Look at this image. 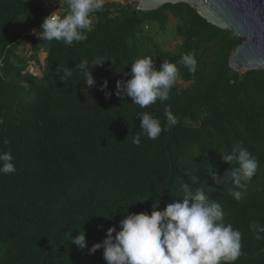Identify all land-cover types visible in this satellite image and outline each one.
I'll return each instance as SVG.
<instances>
[{
  "label": "trees",
  "instance_id": "obj_1",
  "mask_svg": "<svg viewBox=\"0 0 264 264\" xmlns=\"http://www.w3.org/2000/svg\"><path fill=\"white\" fill-rule=\"evenodd\" d=\"M53 7L60 8L56 0H0V152L10 151L16 168L0 173V264H107L103 248L89 252L107 229L119 231L128 214H150L155 203L163 211L183 198L184 183L205 186L209 199L221 203L225 223L241 231L242 255L234 264H264V238L255 239L249 228L264 226V70L240 76L230 67L240 40L186 3L151 11L104 3L87 40L67 46L38 36ZM171 17L181 40L175 51L147 34L166 31ZM27 42L29 58L18 54ZM193 50L197 70L177 65L178 79L189 85L175 84L168 100L140 109L131 97L116 95L117 81L132 78L135 58L153 54L159 70L164 60L175 63ZM40 51L46 58L38 76L28 65L38 63ZM95 57L108 61L92 69L96 83L89 87L76 65L86 58L90 70ZM64 69L72 71L67 81L60 79ZM166 106L178 123L149 139L136 113H150L163 128ZM236 145L258 161L240 201L229 194L231 185L212 178L232 168L220 151ZM79 231L84 249L71 241Z\"/></svg>",
  "mask_w": 264,
  "mask_h": 264
},
{
  "label": "clouds",
  "instance_id": "obj_2",
  "mask_svg": "<svg viewBox=\"0 0 264 264\" xmlns=\"http://www.w3.org/2000/svg\"><path fill=\"white\" fill-rule=\"evenodd\" d=\"M60 8L45 17L38 33L40 39L47 42L62 41L71 46L74 41L87 40V33L93 30L92 14L100 11L104 0H56ZM66 5V12L61 15L60 10ZM35 34V30H33ZM103 57L91 60L81 59L76 65L85 80V85L91 87L96 83L92 69L101 66ZM115 63V60H111ZM186 67L190 73L197 70L195 50L181 54L179 61L173 63L164 60L159 70L155 67L152 56L135 58L131 63V79L117 81L116 95L132 98L133 104L145 109L159 99L168 100L169 92L176 84L180 72L177 65ZM34 74V73H33ZM72 75L69 69L63 70L61 80L67 81ZM108 81L105 80L101 90H106ZM106 96L111 92L105 91ZM141 119L140 128L149 139H156L162 130L176 125L178 120L166 106L164 116L167 123L162 128L161 121L148 112L138 111ZM140 135L134 137L133 143L139 145ZM3 143L7 145L8 139ZM222 160L231 164L223 178L212 173L213 180L219 184L231 185L229 194L237 201L247 195L248 185L258 169V161L242 145H236L231 152H223ZM235 165V166H234ZM16 171L11 152H0V173L10 174ZM192 181L200 184L196 176ZM183 198L174 199L163 211L159 203L153 205L148 212L131 213L120 221V230L113 226L107 229L106 238L102 243L94 244L89 249L94 254L103 248V256L107 264H234L242 255V233L234 229L231 223H225L224 211L220 202H214L206 195L205 186L192 189L189 183H184ZM108 217V216H105ZM255 239L264 237V226L258 222L249 225ZM115 233V235H113ZM72 243L79 248L87 247L85 231L80 232Z\"/></svg>",
  "mask_w": 264,
  "mask_h": 264
},
{
  "label": "water",
  "instance_id": "obj_3",
  "mask_svg": "<svg viewBox=\"0 0 264 264\" xmlns=\"http://www.w3.org/2000/svg\"><path fill=\"white\" fill-rule=\"evenodd\" d=\"M137 10L151 11L165 4L186 3L217 28L227 30L240 43L229 57V65L241 76L264 70V0H137Z\"/></svg>",
  "mask_w": 264,
  "mask_h": 264
},
{
  "label": "rangeland",
  "instance_id": "obj_4",
  "mask_svg": "<svg viewBox=\"0 0 264 264\" xmlns=\"http://www.w3.org/2000/svg\"><path fill=\"white\" fill-rule=\"evenodd\" d=\"M104 3H121V4H130L131 6H134L137 8L138 3L137 0H104ZM175 23L176 19L171 17L170 24L167 26L166 31H158L157 28L148 30V35H154V38L156 39L157 45L167 51H175L177 48V45L181 42V40L177 39L175 36ZM37 33V28L34 29ZM18 54H20L23 57L29 58L30 53V43L27 42L25 45H22L21 48L18 50ZM44 56L45 53L43 51H40L38 53V63L35 61H30L28 65V71L30 73H34L38 76H41V68L44 66ZM153 57L154 63L157 64V60L155 55L151 54ZM177 85H179L181 88L187 87L189 84L183 82L182 80H177Z\"/></svg>",
  "mask_w": 264,
  "mask_h": 264
},
{
  "label": "built area",
  "instance_id": "obj_5",
  "mask_svg": "<svg viewBox=\"0 0 264 264\" xmlns=\"http://www.w3.org/2000/svg\"><path fill=\"white\" fill-rule=\"evenodd\" d=\"M57 10H59V9H57L56 7H53L52 12L57 11ZM52 12H51V13H52ZM51 13H50V14H51ZM62 13H63V7H62V9L60 10V14H61V15H62ZM96 13H97V12H95V13L92 14V19H93V17L96 15ZM37 30H38V29H37Z\"/></svg>",
  "mask_w": 264,
  "mask_h": 264
},
{
  "label": "crops",
  "instance_id": "obj_6",
  "mask_svg": "<svg viewBox=\"0 0 264 264\" xmlns=\"http://www.w3.org/2000/svg\"><path fill=\"white\" fill-rule=\"evenodd\" d=\"M45 53V52H44ZM45 58H46V53H45V56H44V59H43V61L45 60Z\"/></svg>",
  "mask_w": 264,
  "mask_h": 264
}]
</instances>
